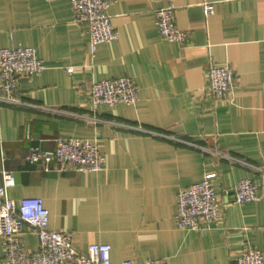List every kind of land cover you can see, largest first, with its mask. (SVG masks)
Masks as SVG:
<instances>
[{"label": "crops", "instance_id": "0c3cea01", "mask_svg": "<svg viewBox=\"0 0 264 264\" xmlns=\"http://www.w3.org/2000/svg\"><path fill=\"white\" fill-rule=\"evenodd\" d=\"M204 1H215L208 17ZM164 3L111 4L119 37L92 55L71 0H0V46H33L47 65L22 77L24 104L0 103V184L9 170L11 198H43L50 228L73 231L82 251L111 244L112 264H234L249 246L264 253V0H176V22L189 35L183 44L159 33L155 9ZM211 61L236 72L223 98L209 90ZM120 75L137 83L138 103L94 106L93 81ZM58 137L91 139L105 168L59 170L54 161L47 170L30 161L33 147L53 151ZM204 178L213 181L222 216L201 232L178 227L180 189ZM244 178L258 182L262 195L233 202ZM20 236L38 249L29 225Z\"/></svg>", "mask_w": 264, "mask_h": 264}, {"label": "built area", "instance_id": "2783aa9c", "mask_svg": "<svg viewBox=\"0 0 264 264\" xmlns=\"http://www.w3.org/2000/svg\"><path fill=\"white\" fill-rule=\"evenodd\" d=\"M116 1L118 0H71L75 21L87 28L92 55L99 43L119 37L108 12L111 4ZM163 1L165 3L155 9L160 35L176 43H187L188 32L176 22V0ZM202 7L208 17L215 9V1H204ZM46 68L47 65L39 59L33 46H0V103L14 106L24 104L21 98L22 77L41 74ZM65 69L72 74L75 67L69 65ZM206 74L209 90L217 98H223L235 85L236 72L230 65L211 61ZM90 100L94 106L119 103L136 105L140 100L139 87L128 75L93 81ZM29 159L33 163L43 161L47 170L51 169L50 165L54 161L58 163L59 170L73 167L78 171H99L106 165V157L97 144L85 137H58L53 151L33 147ZM258 168L264 173V167ZM14 183L12 173L4 170L3 183L0 184V236L3 244L0 264H112L111 244L94 242L87 251L79 250L74 244L73 231L50 228V211L43 198L29 196L17 202L9 196L8 188ZM261 195L258 182L244 178L235 185L232 201L251 202L258 200ZM222 214L223 204L211 179L204 178L180 189L178 210L174 215L178 227L201 232ZM25 225H29L38 235L39 247L36 251H30L20 236ZM120 264L133 262L131 259H124ZM146 264L167 262L164 258H150ZM234 264H264V253L249 246L236 257Z\"/></svg>", "mask_w": 264, "mask_h": 264}]
</instances>
